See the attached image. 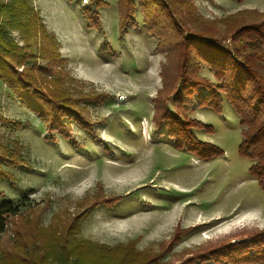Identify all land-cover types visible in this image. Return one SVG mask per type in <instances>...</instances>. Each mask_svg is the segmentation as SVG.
<instances>
[{"label":"rangeland","instance_id":"obj_1","mask_svg":"<svg viewBox=\"0 0 264 264\" xmlns=\"http://www.w3.org/2000/svg\"><path fill=\"white\" fill-rule=\"evenodd\" d=\"M30 3L29 14L24 0H0V42L69 117L57 124L0 79V202L19 206L0 233V264H264L212 261L264 229L238 115L223 95L220 111L173 98L182 74L218 90L182 34L202 32L242 61L264 32V0H127L125 16L117 0ZM160 108L222 154L175 146L155 126Z\"/></svg>","mask_w":264,"mask_h":264},{"label":"trees","instance_id":"obj_2","mask_svg":"<svg viewBox=\"0 0 264 264\" xmlns=\"http://www.w3.org/2000/svg\"><path fill=\"white\" fill-rule=\"evenodd\" d=\"M126 2L127 0H117L119 16H125L128 13ZM24 3L30 14L32 12L30 0H24ZM140 5L142 4L140 3ZM262 16L259 19V28L264 26V15ZM30 19L38 21L34 15H31ZM178 23L181 25L180 22ZM35 25H38L37 35L39 38L45 40L50 37L51 34L48 33L50 34L48 36L45 32L42 21L39 20ZM256 31L263 33L262 37L256 39L258 42L254 44L255 51L244 55L241 58L242 61L238 59L241 57L238 50L221 48L212 42L205 41V39L202 40L204 37L202 32L194 35L184 33L182 37L180 35L183 48L186 45L191 53H194V56L208 63L210 72L218 83V90L214 91L210 88L209 80L204 79L201 82V80L187 79L182 74L173 98L175 97L176 102L197 103L216 111L221 109L222 95L226 98L230 107L239 117L241 141L238 151L250 159L249 172L256 179L260 188L264 190V32L260 29ZM28 34H30V30H28ZM6 49L7 47L0 42V79L16 94L21 103L27 102L30 105L39 106L41 109L47 108L52 120L61 125L69 117L64 109L68 105L61 106L50 96H43L40 90L31 84V81L24 78L18 68L20 65H17L13 57L6 53ZM256 49L258 54H255ZM39 97L44 100L41 101ZM166 109L160 108V114L154 123L158 129L162 126L166 127L175 146L193 151L205 159L222 154L220 148L197 139L185 120L172 112L170 108ZM18 211L19 206L9 200L0 202V233L6 228L7 216L16 214ZM247 241L249 242L245 243ZM242 242L247 245L245 249L237 248L233 253V250L229 248L226 253L214 256L212 261H221L223 258H229V255L233 260L228 261L229 263H240L246 261L247 258L250 259V262L264 258V229L252 234ZM223 247L221 245L217 250H210L211 252L208 254L212 256L216 253L215 251L219 252ZM116 249L128 254L139 253L129 245H120ZM147 261L145 260L141 264H145Z\"/></svg>","mask_w":264,"mask_h":264}]
</instances>
